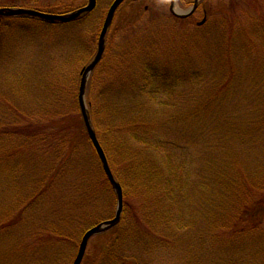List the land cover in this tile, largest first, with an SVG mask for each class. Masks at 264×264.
<instances>
[{"label":"rangeland","instance_id":"rangeland-1","mask_svg":"<svg viewBox=\"0 0 264 264\" xmlns=\"http://www.w3.org/2000/svg\"><path fill=\"white\" fill-rule=\"evenodd\" d=\"M112 1L97 0L93 11L68 23L0 16V264H72L84 231L115 215L116 193L91 139L81 143L78 165L70 169L57 152L59 121L49 117L57 107L75 111L81 70L96 53ZM170 2L120 5L103 61L90 75L101 79L86 89L85 99L100 113L95 132L114 171L123 164V150L135 159H159L151 174L162 178L158 185L170 179L164 150L137 139L135 133L144 131L151 142L162 137L177 144L183 168L176 190L182 191L168 202V191L155 185V192L139 198L122 171L121 218L90 238L81 264H264V230L235 237L218 224L232 204L217 201L215 177L224 156L264 177V0H199L187 17L173 15ZM193 2L176 6L186 10ZM86 3L0 0V7L63 13ZM144 70L148 84L136 81ZM57 98L63 99L55 104ZM18 110L47 120L42 142L28 145L24 133L3 123L17 120ZM24 122L20 116L16 123ZM56 165L63 169L59 181L39 194L37 179L49 177ZM88 174L96 180L90 195L80 187ZM39 231L50 236L42 249L23 251Z\"/></svg>","mask_w":264,"mask_h":264},{"label":"trees","instance_id":"trees-1","mask_svg":"<svg viewBox=\"0 0 264 264\" xmlns=\"http://www.w3.org/2000/svg\"><path fill=\"white\" fill-rule=\"evenodd\" d=\"M103 58L98 63V65L101 64ZM149 73L150 72L144 70L142 74L139 75L140 80L136 79V81H139L142 84L144 83L148 84L150 80V77L148 76ZM100 79H101V75L99 73L97 74V72H94L93 75L89 78V81L87 83V89L90 90L91 86L92 85L94 86L95 82H98ZM112 83H113L112 81L106 82L105 87L102 89V93L104 92L105 97L106 95L109 96L108 89L109 87L110 88L112 87ZM61 91L63 93L59 91V95L63 97L65 93L63 87H61ZM59 99H63V98H57V101L54 100L55 104L58 103ZM73 104L75 111L72 110L67 111V110H63L60 107H57L55 112L53 111L52 113H50L49 116L51 117L50 119L51 121L53 122L55 121L57 123L59 121L58 131L61 132V135L59 136L60 138H58L60 140H59V146L57 147V152L59 153L60 156H63L64 159H66L67 161L66 165H68L70 169L75 168L78 165V152L80 150L81 143L84 145L86 144L89 145V142H87V140L90 141L86 126L84 125L82 113L80 111L79 101L76 96H74ZM87 104L89 108V113L91 114L92 117L91 120L93 122L94 128L98 133V131L101 130L100 123H98L99 122L98 116L100 115V113L99 111L94 110L92 100H87ZM18 115H19L18 119L20 118V116L24 118L25 122L23 124L16 123L18 119L15 121L11 120V123H8V120L5 118L3 120H7V121H4L3 123L5 125H8L9 128H13L12 132L24 133L25 135H22L21 139L23 140L24 143L28 145H32L31 143H33L34 141L42 142V140L45 138L46 129L48 128V126L46 127L44 126L45 123H48L47 120L41 117L33 119V117L31 116L32 114L26 111L22 112L18 110ZM135 135L137 139L141 140V142H143L144 144H153L155 148H158L157 150H159V152H162L164 150L165 159H167L166 163H168L170 166L169 168L170 174H168L170 179L166 181L165 185H158L157 182L160 183L162 178L161 180L156 181L157 179H154L155 177L154 176L152 177L151 174H153L155 170L158 171V169L156 168L159 165L156 166L154 162L159 164V159L152 160L151 158L144 159L143 157L135 159V156L130 157L125 155L126 153L124 154L123 150H121L123 159L122 160L120 159L123 164L119 166V171L117 172L114 171L113 170L114 166H111L109 162V165L116 179H120L119 174L123 171L125 173L124 180L130 182L131 186L135 188V191H137L139 198H144L146 195L150 194L151 192H155L154 188L155 185H157L158 189L160 188L158 186H161L163 193L164 190L168 191V194H166V196L164 197L167 201L170 200L172 202H175L171 199V197L174 194V192L178 194L182 191V190L177 191L176 189L181 188V185L178 182V175L181 174L180 170H182L183 168V165L181 164L182 163L181 159L178 158V153H177L178 150H176L177 144L175 143L176 146H174L173 144L169 143V141L163 140L162 137H158L157 139H154V141L151 142V139L147 137L144 131H142L141 135H138L136 133ZM90 144L92 145V143ZM101 145L106 153L105 146L102 143ZM111 146L112 145L109 144V148ZM224 149L225 151L228 150L227 148ZM228 157L230 159H226ZM223 159H224V163L218 166V169L215 173L216 190L218 195L217 201H220L222 205H224V203H226L227 201H230L232 207L230 213H228L230 214L229 217H227V215L224 214L225 216L222 215V219L220 220L219 223L218 222L217 223L221 224L222 228L231 229V232L235 235V237H240L242 234L245 233L247 234L249 230L250 231L264 230V177L262 179H257V173L255 169L256 167H252L249 170L248 169L245 170L241 166L242 162L240 161L237 162L235 161V159H233L230 156H224ZM234 163L237 164L239 167H236ZM51 169L52 171H48L46 173L48 174L49 177H46L45 174H43L40 178L37 179L35 189L36 190L38 189L37 192L39 194L43 192L42 190L44 187H48L52 183L56 184L59 181L55 178V176H57L58 174L57 172L59 169H60L59 173L63 171L61 165L59 166L56 165L55 168L51 166ZM102 173L103 176L107 179L106 182L107 181L110 182L106 173L104 172V169L102 170ZM91 176L90 174H88V178L82 179L80 182L81 185L80 187H84L85 189L90 190L88 193L89 195L90 192H92L91 189H93L94 186H96L95 184L96 180H94V177L91 178ZM46 179H48V182L51 181V183L48 184L46 182ZM45 183L46 185L43 186ZM89 195L88 198L90 197ZM225 210L227 211V205L225 206ZM38 233L36 236H33L32 234L29 236L27 241H29L32 236L34 238L29 243H27V246L24 247V249L26 250L23 251L37 252L40 251V249H42V246L47 242V239H49L50 236L42 235L41 233H43V231L41 232L39 231Z\"/></svg>","mask_w":264,"mask_h":264},{"label":"water","instance_id":"water-1","mask_svg":"<svg viewBox=\"0 0 264 264\" xmlns=\"http://www.w3.org/2000/svg\"><path fill=\"white\" fill-rule=\"evenodd\" d=\"M123 1L124 0H113L108 8V11L106 13L104 22L102 24V27L99 33L96 53L94 57L89 61V63L81 70V78H80L79 92H78L79 105H80V109L82 112V116L84 119L86 129H87L88 136L91 139L98 153V156L102 163V167L104 169V172L106 173L116 193L117 208H116L114 217L103 220L89 227L88 229L84 231L81 237L80 243H79L77 254L72 264L82 263L90 238L93 235L101 233L111 228L115 224H117L121 218V213L124 208L123 187L121 183L116 179V177L114 176L111 170L106 153L93 127V123L91 121L89 110H88L86 99H85L86 87H87L89 77L104 54L105 47H106V34L112 24L116 10L123 3ZM176 3H177V0H171V3H170L171 12L179 17H187L196 10V8L198 7L199 0H194L192 6H190L186 10L178 8L176 6ZM96 5H97V0H88L84 6H81L73 11H69L65 13H51V12L40 11L37 9L25 8V7H0V15L2 16H31V17H36V18H39V19H42L44 21H48L51 23L70 22L72 20L79 18L83 14L92 11L96 7ZM204 21L205 19L201 20L199 23L202 24Z\"/></svg>","mask_w":264,"mask_h":264}]
</instances>
